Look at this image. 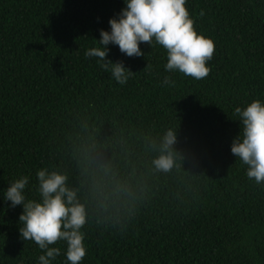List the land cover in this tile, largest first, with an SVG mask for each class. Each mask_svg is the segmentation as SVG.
Masks as SVG:
<instances>
[{
    "label": "trees",
    "instance_id": "trees-1",
    "mask_svg": "<svg viewBox=\"0 0 264 264\" xmlns=\"http://www.w3.org/2000/svg\"><path fill=\"white\" fill-rule=\"evenodd\" d=\"M125 6L0 0V264H39L46 252L24 241L23 205L5 199L27 176L26 201L41 200V168L67 174L86 208L80 264H264V182L231 152L235 108L264 103V0H186L215 43L201 80L166 70L155 40L131 57L110 42L106 59L134 72L121 85L85 52ZM169 129L163 171L153 161ZM49 247L60 249L50 264H71L66 241Z\"/></svg>",
    "mask_w": 264,
    "mask_h": 264
},
{
    "label": "clouds",
    "instance_id": "clouds-1",
    "mask_svg": "<svg viewBox=\"0 0 264 264\" xmlns=\"http://www.w3.org/2000/svg\"><path fill=\"white\" fill-rule=\"evenodd\" d=\"M126 6L119 18L109 19L110 31L101 29L99 44L85 52L86 57H97L101 67L111 72L115 80L124 85L134 73L124 66L122 61L113 62L106 59L108 45L111 42L127 56L145 55L140 43L153 40L166 49L167 63L165 69L179 71L195 80L207 77L211 71L208 61L213 58L215 43L212 38L196 31L194 20L186 7V0H125ZM203 11L200 15L203 16ZM145 68H150L146 65ZM144 68V69H145ZM165 77L163 84H173ZM235 113L242 123L239 135L233 139L231 152L247 165L246 175L256 184L264 182V103L255 99ZM176 142V133L169 129L163 138L165 151L153 163L157 169L168 171L173 167L170 151ZM41 200L26 201L24 189L28 177L22 176L9 184L5 190V199L12 205H23L19 216L22 238L34 241L40 249L46 250L39 256V264H50L60 254L57 247H49L57 241L67 242V260L71 264H80L86 255L82 226L87 222V211L77 198L76 191L68 186V176L57 170L41 168L37 172Z\"/></svg>",
    "mask_w": 264,
    "mask_h": 264
}]
</instances>
